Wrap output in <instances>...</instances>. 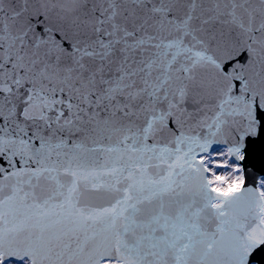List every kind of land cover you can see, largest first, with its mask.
I'll list each match as a JSON object with an SVG mask.
<instances>
[{"label": "snow or ice", "instance_id": "6c2138e0", "mask_svg": "<svg viewBox=\"0 0 264 264\" xmlns=\"http://www.w3.org/2000/svg\"><path fill=\"white\" fill-rule=\"evenodd\" d=\"M0 264H264V0H0Z\"/></svg>", "mask_w": 264, "mask_h": 264}]
</instances>
